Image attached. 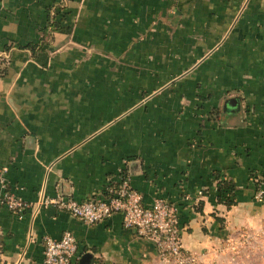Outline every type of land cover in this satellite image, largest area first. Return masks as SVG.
I'll return each instance as SVG.
<instances>
[{
	"label": "crops",
	"instance_id": "0c3cea01",
	"mask_svg": "<svg viewBox=\"0 0 264 264\" xmlns=\"http://www.w3.org/2000/svg\"><path fill=\"white\" fill-rule=\"evenodd\" d=\"M0 60V188L98 198L127 170L197 251L264 220V0H0ZM216 177L234 184L229 206ZM65 229L71 264L155 263L121 213L87 223L49 204L0 205V264H46L43 236Z\"/></svg>",
	"mask_w": 264,
	"mask_h": 264
},
{
	"label": "built area",
	"instance_id": "2783aa9c",
	"mask_svg": "<svg viewBox=\"0 0 264 264\" xmlns=\"http://www.w3.org/2000/svg\"><path fill=\"white\" fill-rule=\"evenodd\" d=\"M264 131V122H263ZM0 167V185H3ZM254 197H264V179L255 176ZM49 204L58 209L94 223L107 218L114 212L122 215L124 227L132 228L139 235L150 240L155 248L154 264H236L240 250L249 244L264 242V220L256 227L240 229L235 236L223 239L219 247L209 250H192L182 244L181 224L176 207L161 195L145 203L142 193L130 182V173L123 170L119 180L109 182L101 197H87L81 200L69 195H43L39 201H28L19 195L0 188V205L13 213L25 209L34 210ZM43 261L46 264H71L77 252V240L72 232L65 229L58 237L43 236Z\"/></svg>",
	"mask_w": 264,
	"mask_h": 264
},
{
	"label": "trees",
	"instance_id": "16d2710c",
	"mask_svg": "<svg viewBox=\"0 0 264 264\" xmlns=\"http://www.w3.org/2000/svg\"><path fill=\"white\" fill-rule=\"evenodd\" d=\"M58 6V7H57ZM62 6L59 5V3L54 5V10H50L48 12V21L45 26V31L40 37V41L44 40H49L51 37V34L54 30L58 29L61 26V19L64 16V11H61ZM55 8H57L55 10ZM41 45L39 44H34V43H27L23 45L22 47H29L32 51L35 50V47ZM2 60H0L1 63ZM4 67L3 65L0 64V73H3ZM216 185L218 189V199L222 202H224L226 205H231L234 200L232 198V191L234 189V184L230 180H225V179H219L216 177Z\"/></svg>",
	"mask_w": 264,
	"mask_h": 264
},
{
	"label": "rangeland",
	"instance_id": "374dc122",
	"mask_svg": "<svg viewBox=\"0 0 264 264\" xmlns=\"http://www.w3.org/2000/svg\"><path fill=\"white\" fill-rule=\"evenodd\" d=\"M236 264H264V242L243 247Z\"/></svg>",
	"mask_w": 264,
	"mask_h": 264
},
{
	"label": "water",
	"instance_id": "95a60500",
	"mask_svg": "<svg viewBox=\"0 0 264 264\" xmlns=\"http://www.w3.org/2000/svg\"><path fill=\"white\" fill-rule=\"evenodd\" d=\"M229 101H230L231 103H233V102H234V98H230Z\"/></svg>",
	"mask_w": 264,
	"mask_h": 264
}]
</instances>
